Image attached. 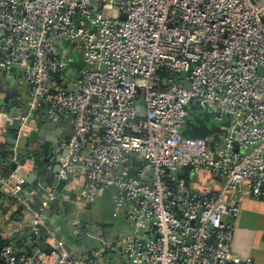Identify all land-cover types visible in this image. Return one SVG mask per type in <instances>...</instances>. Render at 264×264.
Segmentation results:
<instances>
[{
    "label": "built area",
    "instance_id": "built-area-1",
    "mask_svg": "<svg viewBox=\"0 0 264 264\" xmlns=\"http://www.w3.org/2000/svg\"><path fill=\"white\" fill-rule=\"evenodd\" d=\"M12 67L29 86L27 108L0 112V127L8 121L28 134L46 103L45 117L69 116L72 133L60 143L66 153L49 156L59 169L37 209L26 165L14 156L16 168L0 172V197L30 209L52 249L6 246L5 264L102 261L104 248L73 259L46 224L44 211L72 173L84 177L87 203L112 191L113 215L125 212L132 228L114 245L130 264H254L232 242L237 197L264 200V0H0V70ZM191 101L223 131L185 136ZM182 169L208 171L221 188L193 189Z\"/></svg>",
    "mask_w": 264,
    "mask_h": 264
},
{
    "label": "crops",
    "instance_id": "crops-1",
    "mask_svg": "<svg viewBox=\"0 0 264 264\" xmlns=\"http://www.w3.org/2000/svg\"><path fill=\"white\" fill-rule=\"evenodd\" d=\"M18 74L17 67L0 71V112L3 107L7 114L11 111L24 112L27 108L29 86L18 82ZM47 109L48 104L43 103L32 114L35 120L33 130L38 131V141H30L25 148H18L8 144L5 137L0 136V172L3 174L11 171L14 159L11 152L15 151L17 161L26 165L28 186L37 190L32 209L40 206L42 198L52 189L56 180L59 166L49 156L65 154L66 150L60 143L72 133L69 116L60 114L57 121L46 122ZM3 131L0 127V133ZM181 173L193 189L216 192L221 188L222 179L208 171L193 173L182 169ZM84 184V177L76 173H72L67 182L60 184L57 201L52 202L44 211L46 224L57 233L71 257L77 261L95 257L104 248L99 264H130L126 255L114 245L117 238L132 233L125 212L113 215L111 190H101L94 202H85L79 193V188ZM237 199L241 203V213L234 220L232 249L243 257H251L254 264H264V200H256L247 193L240 194ZM31 218L32 211L16 198L1 195L0 235L10 244V238H16L21 244V250L28 249L30 243H35L44 236L42 230L33 229ZM24 233H32L33 236H24ZM107 240L113 242L112 247L105 246ZM11 247L17 252L12 244Z\"/></svg>",
    "mask_w": 264,
    "mask_h": 264
},
{
    "label": "water",
    "instance_id": "water-1",
    "mask_svg": "<svg viewBox=\"0 0 264 264\" xmlns=\"http://www.w3.org/2000/svg\"><path fill=\"white\" fill-rule=\"evenodd\" d=\"M122 17H125V15H123ZM142 98H143V96H142ZM138 110H139L138 116L139 117H144V106H143L142 99L139 100ZM1 112H6V110H5L4 107L1 109ZM13 114H14V111H11V112H9L8 116H12ZM57 120L58 119L46 118V122L57 121ZM15 124L16 123H7L6 126H5L6 130L3 131V132H1L0 136L5 137V142H7L8 144H10L11 146H18V148H25L27 145H29L30 141H33V142L38 141L37 140V138H38V131L32 130L28 134H21L19 132V127L16 126ZM1 144L2 143L0 142V145ZM11 154H13L14 156H16V152L15 151H12ZM16 166H17V163L16 162H13L11 171H9L8 173H3V174L4 175H9L16 168ZM23 235L24 236H30V237L33 236L32 233H29V234L28 233H24ZM10 239H11V244H12L13 248L17 252L34 253L37 250H42V251H44L46 253H51V251H52L51 247L45 242V236H41L37 240V242H35V243H34V241L32 243H30L29 248L26 249V250L19 249V247L21 246V244L16 240V238H10Z\"/></svg>",
    "mask_w": 264,
    "mask_h": 264
},
{
    "label": "trees",
    "instance_id": "trees-1",
    "mask_svg": "<svg viewBox=\"0 0 264 264\" xmlns=\"http://www.w3.org/2000/svg\"><path fill=\"white\" fill-rule=\"evenodd\" d=\"M188 115L185 118L183 134L189 137H207L213 133L212 128L208 125L212 115L204 110L198 102L191 101L187 106ZM214 134V133H213ZM139 165H142V162ZM132 174L130 170L128 172ZM11 244L0 235V253L3 247ZM0 264H5L0 257Z\"/></svg>",
    "mask_w": 264,
    "mask_h": 264
},
{
    "label": "rangeland",
    "instance_id": "rangeland-1",
    "mask_svg": "<svg viewBox=\"0 0 264 264\" xmlns=\"http://www.w3.org/2000/svg\"><path fill=\"white\" fill-rule=\"evenodd\" d=\"M69 54V53H68ZM70 55L73 56L77 62H80L81 60V55L74 49L70 52ZM208 125L212 128L213 133L219 134L220 132L223 131L222 126L220 122L216 121L214 118H211L210 121L208 122ZM213 133L211 135H213ZM211 135L207 136L210 137ZM126 168V163L122 165V170H125Z\"/></svg>",
    "mask_w": 264,
    "mask_h": 264
}]
</instances>
